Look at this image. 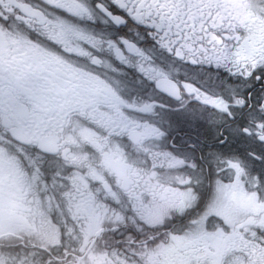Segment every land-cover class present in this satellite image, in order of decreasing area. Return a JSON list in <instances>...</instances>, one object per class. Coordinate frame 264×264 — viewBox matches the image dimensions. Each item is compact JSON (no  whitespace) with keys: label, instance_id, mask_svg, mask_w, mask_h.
<instances>
[{"label":"snow or ice","instance_id":"snow-or-ice-1","mask_svg":"<svg viewBox=\"0 0 264 264\" xmlns=\"http://www.w3.org/2000/svg\"><path fill=\"white\" fill-rule=\"evenodd\" d=\"M0 264H264V0H0Z\"/></svg>","mask_w":264,"mask_h":264}]
</instances>
